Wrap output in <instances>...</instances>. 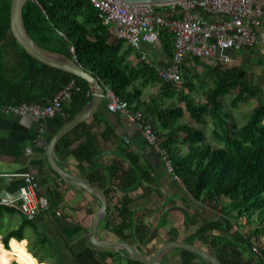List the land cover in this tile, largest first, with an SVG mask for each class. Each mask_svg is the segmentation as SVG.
Wrapping results in <instances>:
<instances>
[{
    "label": "trees",
    "instance_id": "16d2710c",
    "mask_svg": "<svg viewBox=\"0 0 264 264\" xmlns=\"http://www.w3.org/2000/svg\"><path fill=\"white\" fill-rule=\"evenodd\" d=\"M9 9L10 0H0V105L22 102L44 105L73 80L79 90L72 93L68 105H64L65 121H68L88 102L93 86L69 72L39 62L25 52L10 34ZM22 22L37 44L73 58L103 87L110 88L127 109L138 111L144 107L150 113L155 112L157 144L169 161L172 174L193 200L202 202L215 213L214 219L202 224L196 234L208 229L223 233L213 235L207 250L221 264H241L242 251L249 254L248 259L264 264V242L261 240L264 236V105L258 104L247 120L237 126L229 121L222 101L224 94L236 88L230 101L232 106L258 94V88L244 79L243 72L209 65L212 84L203 90L205 100L199 101L191 94L194 85L187 73L182 75L178 86L161 81L155 69L143 61L131 66L126 59L127 51L122 50V40L109 34L88 0H25ZM159 38L163 49L171 56L173 35L162 30ZM158 82L162 83V91L153 95L148 103H141L138 99L142 87ZM174 94L176 103L172 99ZM191 121L198 125L210 123L212 138L218 144L210 142L204 131L194 127ZM90 130L91 126L83 121L61 137L55 144L58 157L71 155L78 165L90 164L88 171L81 169L85 180L100 187L108 198L110 191L116 188L127 191L142 181L152 182L149 171L136 157L130 159L127 167L117 164L94 167L97 152ZM100 136L103 140L114 137L108 127ZM81 137L86 140L72 147ZM112 178L115 183L108 184ZM222 198L227 200L224 207L221 206ZM118 204L117 221L110 220L107 213L103 224L119 239L126 240L123 230L129 227L133 212L128 207V198L124 197ZM11 212V207L0 204V232L4 246L0 244V264L6 256L10 257L11 264L12 261L19 264L12 254L15 252L9 239L14 238L20 243L24 238L23 229L30 222L23 216L16 228L3 231L1 219ZM217 217L221 221H217ZM242 221L250 227L248 232L240 231ZM140 230L137 228V232ZM215 247L219 248L213 251ZM27 250L36 256L29 245ZM224 251L227 252L225 255ZM181 255V264H209L184 249H181Z\"/></svg>",
    "mask_w": 264,
    "mask_h": 264
},
{
    "label": "crops",
    "instance_id": "0c3cea01",
    "mask_svg": "<svg viewBox=\"0 0 264 264\" xmlns=\"http://www.w3.org/2000/svg\"><path fill=\"white\" fill-rule=\"evenodd\" d=\"M260 29L264 32V15ZM121 46L122 50L127 51L126 59L131 66L144 62L139 57V51L133 49L128 43L122 40ZM141 48L154 69L170 61L171 56L167 50L163 49L160 38L155 43L143 44ZM228 53L229 62L221 69L233 68L242 71L244 79L258 88V94L254 98L264 105V40L239 50H229ZM208 69L209 64L205 60L195 57H187L182 63L181 75L187 73L194 85L191 93L193 91L195 93L197 88L203 92L206 87L211 86L212 76ZM203 76L205 82L204 80L201 82L204 87H201V84L197 87L196 81ZM154 84L158 87V91L148 93V88ZM154 84L148 83L142 87L138 99L141 103H148L153 95L162 91L161 82ZM236 89L231 91L232 98ZM193 97L195 98L194 94ZM172 99L176 103L175 94ZM164 104H166L165 100ZM2 106L0 105V198L14 199L11 204L5 205L11 207L13 212L3 215L2 230L6 222L16 213L19 215L17 226L23 221L24 215L19 210V201L16 197L18 187L22 183L19 174L28 172L34 175L38 182L37 193L46 196L49 201V209L39 212L23 229L24 238L20 241H23L26 250L29 245L36 254L33 257L28 250L29 253L23 252L28 254L29 258L42 261H36L37 264H51L49 259L56 264H140L132 263L133 260L127 257L125 251H122L123 255H121L116 251L90 243L89 225L99 205V199L83 189L64 183L47 162L46 146L51 136L66 122V113L44 118L29 114L18 116L4 112ZM138 111L142 113L143 120L150 123L156 130L158 127L156 113H150L144 107ZM85 122L91 126L90 131L94 137L93 145L97 152L93 161L94 167H114V164L127 167L130 159L136 157L140 165L147 168L152 179V182L142 181L137 187L127 191L116 188L110 191L109 198L106 195V214L108 213L110 220L117 221L118 203L124 197L128 198V207L133 215L129 227L123 230L127 239L121 240L104 227L105 214L97 228V235L100 238L127 241L149 258L158 246L167 241H186L207 250L213 235H223L222 232L211 229L196 234L202 224L214 219L215 213L202 202L193 200L188 195L176 176L172 174L171 169L166 166L163 150L145 141L136 122L130 121L125 113L108 109L104 97L93 116ZM106 127L112 130L114 137L103 140L100 133ZM85 140V137H81L73 143L72 147ZM57 159L66 171L83 179L85 176L81 169L87 171L91 169L90 164L86 162L78 165L71 155L62 157L57 155ZM110 182H114V178L112 181L110 179L108 184ZM226 204L227 200L222 198L221 206L224 207ZM56 211H59L58 215ZM216 220L221 221L219 217ZM243 222V225L239 227L240 231L248 232L250 227ZM137 228L141 230L137 232ZM1 239L2 231L0 244L4 248ZM11 240L17 241L14 238L9 239ZM33 244H37L41 251L38 252ZM218 248L215 247L212 250L215 251ZM20 253L21 250L16 254L20 255ZM248 258L249 254L242 251L241 264H261ZM181 262V249L175 248L162 254L157 264H181Z\"/></svg>",
    "mask_w": 264,
    "mask_h": 264
},
{
    "label": "built area",
    "instance_id": "2783aa9c",
    "mask_svg": "<svg viewBox=\"0 0 264 264\" xmlns=\"http://www.w3.org/2000/svg\"><path fill=\"white\" fill-rule=\"evenodd\" d=\"M109 34L128 43L139 51V57L151 65L143 44L159 40L162 30L173 35V50L169 63L155 68L163 82L177 85L181 82V65L187 57L203 59L212 67L224 68L229 62V50H239L264 40L260 29L264 15V0H216L200 3H168L164 5L129 4L121 0H88ZM72 50V47H70ZM79 90L73 80L65 84L44 105L22 102L3 105L4 112L18 116L48 117L64 115V105L72 93ZM103 97L108 109L125 113L136 122L145 141L158 146L154 127L143 120L140 111L125 107L110 88L104 87ZM28 151V149H26ZM165 164L170 168L169 161ZM21 185L17 190L19 210L27 218L49 209L48 198L38 194L34 175L20 173ZM14 199L0 198V204L9 205ZM57 215L59 211L55 212Z\"/></svg>",
    "mask_w": 264,
    "mask_h": 264
},
{
    "label": "water",
    "instance_id": "95a60500",
    "mask_svg": "<svg viewBox=\"0 0 264 264\" xmlns=\"http://www.w3.org/2000/svg\"><path fill=\"white\" fill-rule=\"evenodd\" d=\"M129 4L164 5L168 3H208L216 0H121ZM25 0H10L9 9V30L12 37L19 46L30 56L39 62L59 70L69 72L77 77L86 80L93 86V92L88 102L71 119L63 123L51 136L45 149V156L50 168L66 184L77 189H83L99 199V205L92 215L90 221V243L94 246L110 249L122 254L140 264H157L162 254L171 249H184L195 253L203 261L209 264H221L219 259L210 251L190 242L171 240L158 246L149 258H146L141 251L127 241L102 239L97 235V228L106 214L107 197L104 191L97 185L91 184L85 179L66 171L58 162L55 152L56 142L68 133L73 127L92 117L102 101L104 87L99 80L90 72L85 70L73 58L56 51L48 50L37 44L26 32L22 22V7ZM18 195V194H17Z\"/></svg>",
    "mask_w": 264,
    "mask_h": 264
},
{
    "label": "rangeland",
    "instance_id": "374dc122",
    "mask_svg": "<svg viewBox=\"0 0 264 264\" xmlns=\"http://www.w3.org/2000/svg\"><path fill=\"white\" fill-rule=\"evenodd\" d=\"M201 81L205 82V77L204 76L201 77L200 79L198 78V80L196 81L197 82L196 83L197 87H199L200 84H201V87H204V84ZM197 89L198 90H196L195 93L193 91L191 94L195 95V100L204 101L205 99H204L203 92L199 88H197ZM154 91H158V87L155 84L153 86H150L148 88L147 92L149 93V92H154ZM231 98H232L231 92L224 94L222 96L223 106H224V110L226 111V113L228 115L229 121L233 122L237 126H241L247 120V118L249 117L250 113L255 109V107L258 104H261V103H259V101L257 99L253 98V99H250L249 101L238 103L236 107H231L232 106L230 104ZM191 124H193L194 127L199 128L202 131H204L207 139L210 142L218 144L212 138L211 125L209 123L207 125H198V124H195L194 122L191 121ZM223 201H225V200H223ZM12 217L13 218H11L3 226V231L11 229V228H14L19 223V215L17 213L12 215ZM261 240L264 242V236L261 237ZM22 242L23 241H21L20 243H17L15 240H13L12 242L10 241L11 246H13L12 248H13L14 252L17 253L19 250H21L20 255L11 252L13 254V256L17 258V260L19 261V264H37L36 263V261H37L36 258H35L36 261H34L32 258L28 257V254L23 253V252H26V253H29V252H27L24 249V246H23L24 243H22ZM11 246H10L9 250H11ZM33 246L38 252L41 251L37 244L36 245L33 244ZM19 257H20V259H19ZM48 257H49V255H48ZM49 260H50L51 264H56V262H54L52 259H49ZM3 264H10V257L9 256H6L4 258Z\"/></svg>",
    "mask_w": 264,
    "mask_h": 264
}]
</instances>
